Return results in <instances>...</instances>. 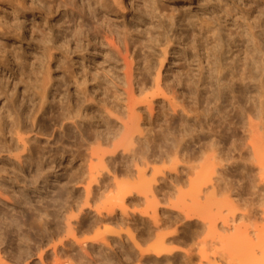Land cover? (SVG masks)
<instances>
[{
    "label": "rangeland",
    "instance_id": "1",
    "mask_svg": "<svg viewBox=\"0 0 264 264\" xmlns=\"http://www.w3.org/2000/svg\"><path fill=\"white\" fill-rule=\"evenodd\" d=\"M99 1L0 0V247L5 255L17 246L29 249L31 256L24 254L19 264H40L39 249L29 246L41 245L50 262L49 232L58 241L70 237L72 226L78 239L112 241L114 251L92 240L87 249L111 251L114 264H185L186 250L191 264H207L200 248L213 259L222 245L200 220L176 211V189L191 191L188 166L205 162L215 135L234 161L225 175L235 186L244 182L242 159L251 154L244 143L252 139L263 154L264 11L256 10L262 0H129L127 13L118 12L114 0L109 3L117 13H106ZM105 25L114 39L104 38ZM230 131L238 140L235 149L226 138ZM16 132L31 137L27 149ZM144 161L145 176L157 178L156 213L141 195L128 200L125 210L110 204L121 186L142 185L136 168ZM247 164L248 179L259 184L256 165ZM90 171L99 183H91L87 196ZM44 219L51 221L41 237L36 228ZM249 223L232 225L244 229ZM131 236L143 248L165 237V245L177 250L144 259ZM204 239L209 245L203 247ZM69 244L61 248L62 258L78 264L72 256L79 248ZM218 261L230 264L228 257Z\"/></svg>",
    "mask_w": 264,
    "mask_h": 264
},
{
    "label": "bare ground",
    "instance_id": "2",
    "mask_svg": "<svg viewBox=\"0 0 264 264\" xmlns=\"http://www.w3.org/2000/svg\"><path fill=\"white\" fill-rule=\"evenodd\" d=\"M81 1L84 2V0ZM181 1L184 2L187 0H181ZM114 2L116 8L118 9V12L127 13L129 11V4H131V1L114 0ZM99 6L103 7L104 12L106 13L107 12L117 13V10L114 9L115 7H113V5L110 6L109 0H100ZM256 10L258 12L264 11V0H262L261 2V8H258ZM170 16L172 17V15ZM103 31H104V38L106 40L114 39L115 35L113 29H111L109 26L105 25L103 27ZM163 54L165 59L167 55L166 49L163 50ZM124 58L127 59V56H124ZM162 62L163 61L161 60V63ZM207 64H209L208 60H207ZM127 75L129 76L128 77L129 82L133 83L135 76H133L131 70L127 72ZM48 78H50V73L48 74ZM156 84L158 86V90L161 91L159 93L163 94L164 88L161 87V84L159 83ZM48 85H49L48 81H46L42 85L41 88L42 97H45L46 93L48 92L49 90ZM148 106L149 108H151L150 102H148ZM181 111H184V108H182ZM137 130L141 131L140 125L138 124H137ZM225 134H227V132ZM227 135H228L226 137L227 140H230L231 145L235 149L237 147L236 144L238 143V140L234 137L233 131L228 132ZM16 136L19 138L20 142H22L21 144L23 145V147L27 149V144L31 140V137L27 139L23 138L21 136H18L17 132H16ZM221 137L222 136L219 135H215L212 137L210 143L208 144L211 152L202 165L188 166L192 170V174H193L192 176L188 177V184L191 187V191L185 193L180 188L176 189L178 193L177 199L175 201L176 206L178 207L176 211L186 219L200 220L202 225L208 228L210 232L213 231V234L214 233L217 234V235L215 234L216 236L215 239L217 238L218 239L217 243H220L222 245L220 246L221 249L223 248L222 252L217 250L216 252L213 253L212 256L213 259H211L210 256L206 254L207 253L206 249L202 247L200 248V251L202 249L201 252L202 259H204L207 262V264H219L218 258L219 259L225 258L226 260V257H228L229 260L228 263L230 264H234V263L264 264V224L260 225L257 223V221H259L260 218L264 220V206H263L264 202L263 199L261 198L262 194L259 192L261 189L259 187V184L264 189V151L262 156L259 155L258 152L260 150L259 146L252 139L244 143L245 149L246 150L250 149L251 154L249 158H246L244 160L242 159L243 162L246 161V163H243L241 168V176L244 182L242 183L241 181H237L236 184L237 186H235V184L232 183L231 179L229 180L225 175L226 169L233 166L234 161L231 160L232 158L231 156L225 153L223 149L224 148L223 145L222 146L220 145L222 142ZM180 151L181 149L177 147L175 149V154H179ZM181 155H185V153ZM241 155L242 153H240V156ZM38 157H40V159H43L44 153H40ZM100 160L103 161V159ZM18 161L20 163V166L22 167L23 166L22 160L19 156H18ZM247 162L256 165L257 175L260 182L259 184L253 183L248 179L249 175L247 174V170L249 164H247ZM146 166H147V162L144 161V163H142V168L139 167L136 168L138 174L137 178L142 183V185L135 187V189L131 188L126 184L121 186L117 195L112 197L111 200L109 201L110 204L114 206H118L119 209L121 210H125L126 203L128 200L132 201L133 199H135L134 195L136 196L141 195L145 198V202H147L149 205L154 204V207H152L153 209L152 213L153 214L156 213V204L158 203V195L155 191V189L157 188L155 184L157 182V178L155 174H153L149 178L145 176ZM173 168L176 169V166L173 165ZM90 170L92 171V165L90 166ZM91 171H90L91 180L88 182L87 186H85V191L87 193V196L91 192V183L92 182H95L96 184L99 183L98 178L96 176H93V172ZM112 178H113L112 180L116 182V177L114 175L112 176ZM100 188L101 186H99V189ZM246 190L248 192V195H245ZM85 204L91 208V205L88 203V200L85 201ZM209 207L210 208L212 207L211 209L213 210L209 212H205ZM260 207L263 208L259 209ZM114 209L115 208L112 207L111 209L107 210V212L105 213L107 215L113 214ZM81 211L83 210L81 209ZM94 211L96 212V215L101 219V216L103 215L102 211L99 208H96ZM36 215L39 220L44 218V216H42V213ZM45 217L47 216L45 215ZM99 218L98 220H96V222L100 221ZM244 219H247V221L250 222L249 225L251 226L246 224L247 226L245 225V228L242 229L240 226L241 224L232 225L233 223H236L237 220L240 221ZM50 221L51 220H45L43 222L38 221L36 234L40 235L41 237L47 236L49 232L47 225L49 224ZM8 224L9 226L12 227L11 231L15 232L16 236H19L17 229H15V225H16L15 220L10 219L8 221ZM94 224L95 221L94 223H92V225ZM218 230H221V232ZM54 236H55L54 231L49 232V236L47 237L46 240L47 241L46 246H48L47 249L52 250V261L50 262H46L44 258L45 250L41 245L29 246L30 249L32 248V246L36 249H39L37 253H38V258L40 260V264H74L72 261L70 262L64 261L62 258V255L66 250L65 251L64 249L61 250V248L66 247V245L69 243H70L69 246L75 244L79 248V251L72 256L73 258L76 259V261H78V264H86V263H90V261H94L96 264L115 263L114 257L111 253V251H114L116 249L115 244H113L112 241H107L106 237H94L92 239H78L75 235L72 226H69L70 237H67L65 239L60 238L58 241H55ZM129 238L130 241L133 243L134 248L138 249L140 256H142L144 259L146 256H149L150 254L155 255L156 257L159 258L164 255L171 256V254L177 250V248L175 249L173 247H169L165 245L167 241L165 237L159 238V240L155 245L148 248H143L138 238L133 236ZM88 240H92L95 244L101 243L111 251L106 252L105 254L97 253L94 250L89 251L87 249ZM207 241L208 240L204 239L200 241V244H202L203 247L206 244L209 245ZM209 242H211V240ZM2 243L3 242L0 239V244ZM212 243L214 244V242H211L210 245ZM230 248L233 249L232 252H230L231 251ZM117 251H119L121 253V256H123L126 260L129 259V256L127 254L125 255L123 246L119 245V249ZM184 252H185L184 255L187 256V261L185 262V264H191V258L189 257L190 252L188 250ZM11 253L13 254L5 255V253H3L2 248L0 247V264H19V261L22 259V256L24 254L27 255V257H30L32 254L29 249L22 250L18 246L16 248H13ZM226 253H228V255ZM224 254L226 255L224 256Z\"/></svg>",
    "mask_w": 264,
    "mask_h": 264
}]
</instances>
